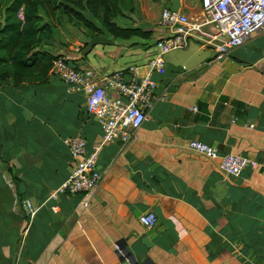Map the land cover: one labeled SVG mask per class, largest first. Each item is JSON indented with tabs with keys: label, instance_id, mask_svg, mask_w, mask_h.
Instances as JSON below:
<instances>
[{
	"label": "crops",
	"instance_id": "crops-1",
	"mask_svg": "<svg viewBox=\"0 0 264 264\" xmlns=\"http://www.w3.org/2000/svg\"><path fill=\"white\" fill-rule=\"evenodd\" d=\"M164 1L161 11L171 7ZM139 6L143 21H123L145 23ZM177 10L202 16L200 0H179ZM155 20L145 28L157 34L151 44L44 48L77 69L136 66L143 75L155 41L168 34ZM191 45L153 74V107L136 137L101 147V181L87 196L50 197L74 167L64 140L82 137L88 151L101 143L84 94L50 73L19 85L0 80V264H264V31L221 60L213 48ZM191 140L219 158L189 151ZM227 154L261 166L225 175L219 163ZM25 199L38 207L31 222ZM147 212L157 218L151 229L138 221Z\"/></svg>",
	"mask_w": 264,
	"mask_h": 264
},
{
	"label": "built area",
	"instance_id": "built-area-1",
	"mask_svg": "<svg viewBox=\"0 0 264 264\" xmlns=\"http://www.w3.org/2000/svg\"><path fill=\"white\" fill-rule=\"evenodd\" d=\"M200 7L201 18H189L170 8L161 11L159 24L167 29L168 34L155 41L143 75L136 66L107 73L90 68L77 69L64 57L53 61L49 73L57 76L69 89L84 94L87 112L100 126L102 137L101 143L91 151L87 150V142L82 137L64 140L74 167L51 194V199H56L58 194L87 196L96 189L101 181L97 168L101 147L115 140L127 144L136 137L153 107L157 83L152 76L164 68L169 53L198 44L213 48L216 59L221 60L244 45L253 34L264 31V0H200ZM247 128L253 129L254 125ZM186 148L209 159L219 158L216 148L196 140L187 142ZM260 166L256 161L236 154L220 157L219 163L220 170L233 177L239 176L246 168L256 170ZM21 206L31 222L38 207L29 199L23 200ZM87 206V202L82 204L84 209ZM138 221L144 228L151 229L157 218L153 212H147ZM115 249L123 256L119 246Z\"/></svg>",
	"mask_w": 264,
	"mask_h": 264
},
{
	"label": "trees",
	"instance_id": "trees-1",
	"mask_svg": "<svg viewBox=\"0 0 264 264\" xmlns=\"http://www.w3.org/2000/svg\"><path fill=\"white\" fill-rule=\"evenodd\" d=\"M133 3V0H0V80L10 78L14 85H19L23 81H42L47 76L53 61L64 57L44 48L52 45L55 22L61 18L83 26L94 37L103 33L98 28L99 22L115 40L150 39V31L120 27L114 22L127 8L133 9Z\"/></svg>",
	"mask_w": 264,
	"mask_h": 264
},
{
	"label": "rangeland",
	"instance_id": "rangeland-1",
	"mask_svg": "<svg viewBox=\"0 0 264 264\" xmlns=\"http://www.w3.org/2000/svg\"><path fill=\"white\" fill-rule=\"evenodd\" d=\"M137 5L133 10H130V7L125 10V15L128 17L133 18L135 21L139 20H144L143 18L141 19L138 18L139 13L141 12L139 3L143 5L145 9V23H142L141 26H134L130 20L125 19L123 21L122 17H117L114 19V22L120 26V27H140L146 30V27H149L156 21L155 19L160 20V14H161V9L165 5L164 0H158V1H153V0H137ZM138 7V8H137ZM136 10V11H135ZM146 23H151V24H146ZM56 24V31L54 34V37L52 39V46L56 47L57 50L55 51H61L62 53H65L66 51H73L75 49H82L83 46L85 47V42L90 43H101L100 44V49L104 48L107 46L105 43H108L113 39L107 32L106 30L102 27L101 23H97L98 28L100 31H102V34L97 35V37L92 36L93 33L86 28H84L81 25L76 24L74 21L69 22L66 18H61L59 22H55ZM157 37V34H154L150 39H131V40H115L117 44H123L127 45L128 47L132 46L133 42H142V43H147L151 44L155 38ZM192 46V45H191ZM55 48V49H56ZM54 51V50H53ZM54 51V52H55ZM56 55V54H55ZM64 56V55H63ZM65 58V57H64Z\"/></svg>",
	"mask_w": 264,
	"mask_h": 264
},
{
	"label": "water",
	"instance_id": "water-1",
	"mask_svg": "<svg viewBox=\"0 0 264 264\" xmlns=\"http://www.w3.org/2000/svg\"><path fill=\"white\" fill-rule=\"evenodd\" d=\"M170 4H171L170 10L177 11V9L179 8V0H171ZM142 243L145 246L149 247V245L145 242V237L142 238Z\"/></svg>",
	"mask_w": 264,
	"mask_h": 264
}]
</instances>
